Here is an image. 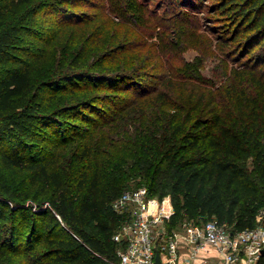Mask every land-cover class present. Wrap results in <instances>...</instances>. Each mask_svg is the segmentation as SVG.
<instances>
[{
	"label": "trees",
	"instance_id": "16d2710c",
	"mask_svg": "<svg viewBox=\"0 0 264 264\" xmlns=\"http://www.w3.org/2000/svg\"><path fill=\"white\" fill-rule=\"evenodd\" d=\"M110 1L104 21L113 22L116 33L109 48L103 44L107 35H96V58L116 53L109 63L116 59L121 65L145 64L148 56L143 54L146 42H140L144 39L141 34L146 28L164 32L172 28L171 19L159 13L160 7H151V0ZM169 2L189 16L186 23L195 29L192 36H203L191 20L196 16L193 11L206 7L224 17L225 32L215 36L214 43L216 51L217 47L222 51L226 83L213 88L215 79L201 72L200 58L183 62L177 78L173 71L161 72V81L151 91L133 76L146 75L141 71L144 68L97 74L101 79H127L133 83L127 88L138 93L103 124L107 126L98 137L94 131L80 132L72 119L93 121L85 109L102 115V105L113 101L114 94L74 96L69 104L54 107L59 91L48 89L62 81L88 77L78 67L90 59L81 62L73 46L68 62L72 68L37 84L34 74L44 50L29 43L30 37L39 35L34 44H55L59 33L52 35L53 30L37 27L39 22L48 25L52 14L69 21L63 30L84 19L90 27L97 17L79 15L76 7L82 0H0V225L10 220L6 234L0 237L1 256L16 251L28 255L29 264H119L118 251L125 244L114 235L126 217L117 214L111 202L121 194L114 198L116 191L139 174L149 179L150 195L172 196L175 212L168 223L170 229L185 221L203 223L213 217L232 231L258 225L256 216L264 208V0ZM117 16L120 21L115 20ZM173 25L186 24L174 21ZM202 42L200 48L211 51V39ZM229 52L240 54L247 62L231 66ZM155 53L153 58L150 55L151 65L160 58L169 67V58L157 49ZM214 69L218 72L220 64ZM102 88L127 90L118 85ZM69 89L70 93L76 91ZM173 97L181 101L175 102ZM157 112L162 115L160 120L167 119L166 124L158 122ZM72 127L75 130L70 133ZM119 132L125 135L123 141ZM71 134L76 135L71 138ZM105 138L107 149L102 148ZM68 146L72 156L64 169L61 154ZM34 147L43 155L28 156ZM251 159L254 173L246 165ZM117 160L122 164L114 166ZM13 167L29 169L31 188L22 189L6 176ZM33 186H38L37 193ZM29 198L37 200L41 208L28 205ZM28 219L33 221L27 230L23 223ZM260 264H264V255Z\"/></svg>",
	"mask_w": 264,
	"mask_h": 264
},
{
	"label": "rangeland",
	"instance_id": "374dc122",
	"mask_svg": "<svg viewBox=\"0 0 264 264\" xmlns=\"http://www.w3.org/2000/svg\"><path fill=\"white\" fill-rule=\"evenodd\" d=\"M170 1V0H169ZM168 0H151L149 3L151 7L154 9H157L160 7L159 13L163 14L167 20L170 19V25L172 28H169L168 30L164 31L162 29L157 30L151 28H146V33L141 34V36L144 38L143 41H140L142 43L146 44L144 45V52L143 54H146L144 58V63H138L135 64V61L126 65L125 63L123 65L119 64L114 60V63H109L108 60L112 58V56H115L116 53H110L103 55L101 58H96V49L94 46H97V42L99 39L96 37V35L99 32H103V37L107 38L104 40L103 44L104 47L107 46L112 42L114 39V35L116 33V29L114 31V25L113 22H105L106 16L109 15V5L111 4L110 0H82V3L76 7L77 10H79V15L84 18L83 16H86L85 18L92 17L96 18L95 20H92L91 26L89 27V21L87 19H84L81 21H73L77 23L76 27H67L64 30L62 29L63 25L66 22H69L65 19H60L59 17L56 19L54 15H50L51 19H49V24L43 26L42 22H39L37 24L38 29L44 28L48 30H53L52 35L54 33L58 34V36L55 37V41L53 45H45L43 46L42 43H36L39 39L36 37H39V35H35L36 37L32 36L30 37V45L35 46L37 45L39 47L38 50H44V55L42 56L41 60L37 61L36 70L34 74V80L38 84L40 81L48 80L49 78L68 72L70 68L68 65L69 60L72 57L73 46L75 47V50L78 52L79 59L81 62H84L87 58L89 61L86 62L84 66H80V70L86 71V73H89L88 77H82L78 79H70L67 81H62L61 83H56L54 85H51L48 87L49 91L57 89L59 91L58 97L54 101L53 106H63L69 104L71 98L74 96L77 97H85V96H91L96 95L102 96L103 94L109 93L114 94L113 96L114 100L110 101L108 105H102L104 113L102 115H99L98 112H93L89 108L85 109V115L91 114L93 117V121H84L83 119H72L73 122L78 124V129L81 131H85V133H89V131L97 132L98 137L100 136V133L102 132L101 129H103V126H107V124L103 125L104 123L108 122V120H111L113 116L116 114H119L122 109L126 106V104L130 103L133 99H135L138 96V93L136 91L133 95H130L132 93L127 88L128 86H132L133 83H128L129 80L127 79H120L116 80L112 77L109 79L106 78H99L96 77L97 74H114V73H121L127 68H144L143 71L144 75L143 77L133 75L139 78L141 80V84L144 85V88L149 89V91L155 89V84L159 83L161 81V72H167L170 73V71H173V74H176V77H179L177 75L179 67L183 62H189V61H195L196 58H200V65L202 63L203 68L201 69V72H203L207 77L211 78L212 80L215 79V85L213 88L221 87V84L226 83V75L224 72V60L221 58V49L217 47L216 51V42L214 43L215 36L219 37L220 34H223L225 31H222L224 29V17L220 15L218 12H211L206 7H202L198 9V11H193L196 16L194 18H191V20H194L196 26L198 29H196L197 33L201 32L203 33V36H200L199 34L196 36H192V31H195V29L189 24H187V19H189V16L185 13H183L182 7H178L176 5L171 6L172 3H170ZM201 7V5H200ZM182 9V10H181ZM192 15L191 13H189ZM116 21H120L118 16L114 17ZM78 17L74 18L73 20H77ZM72 21V19H70ZM52 21V22H51ZM104 21V22H103ZM174 21L182 22V24L188 25V27L184 30H182V27L186 25L181 26H175L173 25ZM80 22V23H79ZM166 23V22H165ZM81 27H79L80 25ZM87 24V25H86ZM112 25V26H111ZM49 26V27H48ZM48 27V28H46ZM128 28H130V25L127 24ZM133 28V26L131 25ZM147 27V26H146ZM134 29V28H133ZM153 29V30H152ZM135 30V29H134ZM128 31V30H125ZM199 31V32H198ZM160 32L162 35H157L156 33ZM55 34V35H56ZM154 34V35H151ZM156 34V35H155ZM101 35V36H102ZM203 39H211L212 42V48L211 51L205 52L200 47L204 45L202 42ZM33 41V42H32ZM101 44V43H100ZM113 44V43H112ZM155 45V46H154ZM221 45V44H220ZM222 47V46H221ZM157 49L158 52L163 54V57L165 59L169 58V67L167 65V61H161L160 58H156L155 61H153L154 66L151 65L152 60L150 55L155 57L156 53L155 50ZM202 52V53H201ZM204 52V53H203ZM76 53V52H75ZM150 53V54H147ZM157 53V54H160ZM230 55V52H229ZM231 57V66L237 65L238 63H245L247 62L246 59H243L240 54L236 55H230ZM221 58V59H220ZM94 60V61H93ZM95 60H98L95 62ZM102 61V62H99ZM95 63H98L95 66ZM117 63V64H116ZM218 64H220L221 69L218 72H215L214 68L218 67ZM178 66V67H177ZM177 67V68H176ZM200 68V67H199ZM176 70V72L174 71ZM95 74V75H94ZM131 75V74H130ZM112 76V75H110ZM111 80V81H106ZM113 86L118 85L122 87H126L127 90H108L103 89L102 86ZM71 87H74L76 89L75 92L70 93ZM69 89V91L67 90ZM176 96V95H175ZM173 100L175 102H180L181 100L177 97H173ZM113 114V115H112ZM158 122H160L162 125L166 124L167 119L160 120V117L162 115H159L158 112L156 115H154ZM87 119V118H86ZM128 119L121 124H119V127L121 128L124 126V123H126ZM77 127V126H76ZM73 130H75L72 127V131L70 133H73ZM120 131V130H119ZM123 132V131H121ZM76 135V134H75ZM74 134H71V138L75 136ZM118 137L120 140L123 141V138L125 135L118 133ZM76 138V137H75ZM74 138V139H75ZM76 140V139H75ZM79 140L82 141L83 137L79 136ZM73 141V140H72ZM70 141V142H72ZM48 142V141H47ZM72 144V143H71ZM102 148L107 149L106 144V138L105 140H102ZM30 152V151H29ZM126 152V151H125ZM43 155V151L39 150L38 147H34V149L28 154V156H34L38 157ZM72 156V152L70 149V146L65 147L62 154H61V164L64 166V169H66L67 164L70 162ZM118 162L114 164V166H117L118 164H122V161L117 160ZM247 168L254 173L253 168V161L252 159L249 160L247 163ZM29 169L25 168H19V167H13L11 169H8V171L5 172L6 176L15 182L17 186H19L22 189H28L31 188L32 185L28 183L27 175L29 173ZM127 184L123 186L122 188H119L122 184L117 185V187L120 189L116 191L114 194V198L118 196L120 193L124 192L125 190L129 189H138L141 187H145L149 190L150 188V181L149 179L144 178L143 176L135 175L128 182ZM34 187V186H33ZM116 188V187H114ZM34 193L38 192V186H35L33 189ZM113 198V199H114ZM37 200L29 198L26 203L30 206H32L34 209H40L37 205ZM50 203L46 202L45 206L50 207ZM112 206V202H111ZM29 216H33V211H30ZM27 219V218H26ZM33 221L28 219L24 221V228L29 229V226L31 225V222ZM10 220L7 219L5 221V224L0 225V237L4 236L7 232V225H9ZM183 223H181L177 228L181 229L183 227ZM45 245L42 244V242H39L38 245ZM0 251V264H29L28 255H19L16 253V251H10L6 254V257L1 256Z\"/></svg>",
	"mask_w": 264,
	"mask_h": 264
},
{
	"label": "built area",
	"instance_id": "2783aa9c",
	"mask_svg": "<svg viewBox=\"0 0 264 264\" xmlns=\"http://www.w3.org/2000/svg\"><path fill=\"white\" fill-rule=\"evenodd\" d=\"M112 206L126 217L114 235L125 244L118 251L119 264H157V254L161 264H260L264 255V208L257 226L232 231L215 217L170 229L172 196H152L145 187L125 190Z\"/></svg>",
	"mask_w": 264,
	"mask_h": 264
},
{
	"label": "water",
	"instance_id": "95a60500",
	"mask_svg": "<svg viewBox=\"0 0 264 264\" xmlns=\"http://www.w3.org/2000/svg\"><path fill=\"white\" fill-rule=\"evenodd\" d=\"M263 254H264V250H263ZM156 259H157V264H161V258L159 254H157Z\"/></svg>",
	"mask_w": 264,
	"mask_h": 264
}]
</instances>
